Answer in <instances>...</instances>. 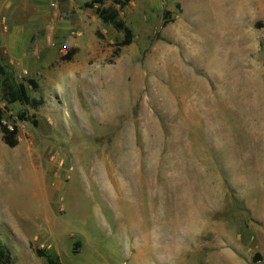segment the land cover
<instances>
[{
  "label": "rangeland",
  "instance_id": "374dc122",
  "mask_svg": "<svg viewBox=\"0 0 264 264\" xmlns=\"http://www.w3.org/2000/svg\"><path fill=\"white\" fill-rule=\"evenodd\" d=\"M163 1L174 5L166 25L164 12L104 2L133 32L117 55L122 34L98 28L84 38L86 62L63 61V47L37 75L2 67L16 83L35 80L28 93L44 102L32 110L0 92L2 118L18 130L14 149L0 135V242L11 264H47L38 250L56 264H235L216 259L227 251L218 243L233 251L241 227L261 240L251 204L264 199L257 0ZM240 5L243 22L226 14ZM245 257L261 264L255 246Z\"/></svg>",
  "mask_w": 264,
  "mask_h": 264
},
{
  "label": "crops",
  "instance_id": "0c3cea01",
  "mask_svg": "<svg viewBox=\"0 0 264 264\" xmlns=\"http://www.w3.org/2000/svg\"><path fill=\"white\" fill-rule=\"evenodd\" d=\"M89 1L0 0V67L7 69L9 72H11L10 68L14 66L21 69L26 68L32 75H37L36 71H39V66L45 69L51 63L59 62L58 53L63 47L70 48L73 52L71 60L67 62L71 64L73 62H86L93 53V48L86 47L84 38L87 33L98 28L101 33L108 32L110 29L116 31L111 25H104L97 15H93V13L96 14V5L92 8H85V11L82 10V7ZM243 3L246 5L247 0H241L240 3L235 0V4L242 5ZM178 4L181 7V4ZM231 4L233 5V2H230ZM241 5L233 8L236 10L235 13H233V10H229L226 14L232 19L243 22L245 20V12ZM252 5L261 18L256 22H264V0L254 1ZM132 8L141 12L147 11L151 13L154 10L159 14L163 12L171 14L173 13L174 5L168 7L163 0H143L140 4H137L135 0H131L124 9L127 10V13H130ZM119 14L121 13L119 12ZM120 18L122 19L121 15ZM178 18L176 17V19ZM123 21L127 25L128 21ZM93 24L97 25L93 27ZM73 30L81 32H74ZM70 31H72L71 34L69 33ZM72 33L75 35H72ZM61 52L63 51L61 50ZM80 57L82 60H79ZM251 204L260 207L259 211H257L261 213V219H257L256 215L252 219L263 224L261 227H256L263 228L261 240L258 242L257 238L254 239V237L253 239H248L246 233L249 230L252 231V229L248 230L246 227H241L240 231H237L236 243L234 246L232 245L233 251L229 250L228 245L224 242L217 244L223 243L227 246V251L224 254L213 252V254H217L215 257L218 261H228L230 254L232 257L229 260L234 261L235 264H251V258H246L245 253L249 247L255 246L261 257L259 261L261 260V264H264V199L261 201L253 198ZM198 238L200 240L201 237ZM215 246L208 245L210 248Z\"/></svg>",
  "mask_w": 264,
  "mask_h": 264
},
{
  "label": "trees",
  "instance_id": "16d2710c",
  "mask_svg": "<svg viewBox=\"0 0 264 264\" xmlns=\"http://www.w3.org/2000/svg\"><path fill=\"white\" fill-rule=\"evenodd\" d=\"M106 0H91L89 7L97 6L95 12L97 17L102 21L104 25H111L116 31L120 32L123 36L122 40L117 46L115 55L122 49L129 47L133 41V33L131 29L124 23L120 18L118 10L113 7L103 8V4ZM131 0H113L115 5L120 6L121 8L125 7ZM170 13L164 12L163 15V25H166ZM254 28L259 30L264 28V22H256ZM96 36L98 39H102V35L97 32ZM73 52L71 51L68 55L63 57V61H70ZM0 77H1V86L0 92L2 99L7 104H19L24 107H29L32 110H37L44 105L43 100L32 98L28 93V87L36 92L38 89L37 83L32 79L23 80L20 83H16L13 78L6 72L2 67H0ZM20 121H32L33 125L36 126L37 122L32 118H29L25 112L18 115ZM2 120V111L0 110V135L3 144L10 148L14 149L18 145V130L16 126L13 127L12 131H9L6 126H3L1 123ZM36 255L39 258H46L47 264H56L48 256L44 254L43 251H36ZM255 262L259 261V258H255ZM12 258L8 248L0 242V264H11Z\"/></svg>",
  "mask_w": 264,
  "mask_h": 264
},
{
  "label": "built area",
  "instance_id": "2783aa9c",
  "mask_svg": "<svg viewBox=\"0 0 264 264\" xmlns=\"http://www.w3.org/2000/svg\"><path fill=\"white\" fill-rule=\"evenodd\" d=\"M72 35H75L72 33ZM1 123L3 126H6V128L9 130V131H12L13 130V124L9 123V122H6L3 118L1 120Z\"/></svg>",
  "mask_w": 264,
  "mask_h": 264
}]
</instances>
